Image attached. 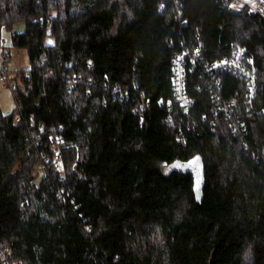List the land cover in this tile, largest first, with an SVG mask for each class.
Masks as SVG:
<instances>
[{
  "label": "trees",
  "instance_id": "trees-1",
  "mask_svg": "<svg viewBox=\"0 0 264 264\" xmlns=\"http://www.w3.org/2000/svg\"><path fill=\"white\" fill-rule=\"evenodd\" d=\"M228 1L0 0V264H264V17Z\"/></svg>",
  "mask_w": 264,
  "mask_h": 264
},
{
  "label": "built area",
  "instance_id": "built-area-1",
  "mask_svg": "<svg viewBox=\"0 0 264 264\" xmlns=\"http://www.w3.org/2000/svg\"><path fill=\"white\" fill-rule=\"evenodd\" d=\"M225 8L229 11H241L243 9H248L251 13H258L264 17V0H229L225 4ZM5 40H0V79L4 81H11L14 85L15 80L9 79L8 65H7V54H5L4 49ZM200 49L196 50L197 53L200 52L202 45L200 44ZM187 54L178 55L174 60V75L173 80L176 86V99L181 100L182 103L186 104L189 99L185 92V74H186V58ZM195 57L191 58L194 62ZM212 67L217 70H233L245 78L249 84V97H253L256 87V65L254 57L246 52V49L235 44V48L231 57H225L222 59L215 60ZM231 107L236 106L235 101L230 102ZM243 126V125H242Z\"/></svg>",
  "mask_w": 264,
  "mask_h": 264
},
{
  "label": "rangeland",
  "instance_id": "rangeland-1",
  "mask_svg": "<svg viewBox=\"0 0 264 264\" xmlns=\"http://www.w3.org/2000/svg\"><path fill=\"white\" fill-rule=\"evenodd\" d=\"M25 28V22H17L12 29L2 28V39L6 44L11 45V35L13 32L22 31ZM52 42V38H48ZM8 65V62H7ZM30 60L27 49L12 47L10 48L9 66L14 69L29 67ZM0 106L4 112H10L15 107V98L8 81L0 79Z\"/></svg>",
  "mask_w": 264,
  "mask_h": 264
},
{
  "label": "water",
  "instance_id": "water-1",
  "mask_svg": "<svg viewBox=\"0 0 264 264\" xmlns=\"http://www.w3.org/2000/svg\"><path fill=\"white\" fill-rule=\"evenodd\" d=\"M196 197H197V200H202V187H197L196 188Z\"/></svg>",
  "mask_w": 264,
  "mask_h": 264
}]
</instances>
